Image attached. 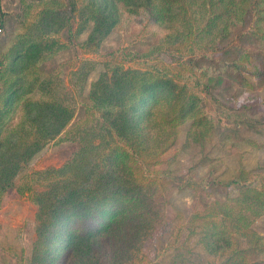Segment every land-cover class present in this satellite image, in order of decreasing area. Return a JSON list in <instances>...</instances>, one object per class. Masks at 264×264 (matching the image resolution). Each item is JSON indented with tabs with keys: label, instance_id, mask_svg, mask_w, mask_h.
Instances as JSON below:
<instances>
[{
	"label": "rangeland",
	"instance_id": "1",
	"mask_svg": "<svg viewBox=\"0 0 264 264\" xmlns=\"http://www.w3.org/2000/svg\"><path fill=\"white\" fill-rule=\"evenodd\" d=\"M211 1V18L186 0L155 19L147 7L163 0H0V264H233L242 247L243 264H264V208L247 233L203 235L219 221L206 205L237 193L236 172L264 176V55L236 52L264 49V19L243 34L252 15L231 0L230 21L228 0ZM196 53L236 65L193 70L183 61ZM193 90L203 107L181 114ZM117 145L130 178L110 157ZM137 183L152 196L151 227L116 244L79 229L67 242L87 200Z\"/></svg>",
	"mask_w": 264,
	"mask_h": 264
},
{
	"label": "trees",
	"instance_id": "2",
	"mask_svg": "<svg viewBox=\"0 0 264 264\" xmlns=\"http://www.w3.org/2000/svg\"><path fill=\"white\" fill-rule=\"evenodd\" d=\"M235 1L238 3L239 7L243 9V14L246 13L252 15V20L250 21L251 28L249 29V32L251 33H249L248 31L240 32H242L243 34L255 35L254 28L257 29L259 27V22L264 19V15L262 13L264 11V5H262V2H264V0ZM163 2V5L167 6L168 8L167 10L164 9L163 5L155 9L158 4H154L152 6L147 7L148 13L151 17L155 19H162L165 14H167V12H172L171 7L173 6V4L184 5L186 0H163ZM219 2L220 0H215L216 4H218ZM230 2L231 0H228L227 5H224V8H222L223 11L228 14L230 21H232L233 16L232 14H230V11L233 9V7ZM212 3L213 2L211 0H203V5L205 8H207V18L215 16V14L208 9ZM3 14L4 12L0 8V22L2 20ZM224 51H222V53ZM236 52L244 56H250L251 54H256L259 56L264 55V49L256 48L251 50L246 47L237 45ZM207 57L208 55H205L204 53H196L187 57L186 60L184 59L183 63H185L187 67L197 71H202L211 68V72L224 68L228 69V67L232 69L234 67L233 65H236L229 64L227 67V63L219 59H212L207 63L205 59ZM130 58L133 57H129V59ZM203 62L205 64H203ZM255 73L260 74L261 76H263L264 74V72L262 73L259 70ZM237 74L240 78L242 77L239 71ZM190 79L192 81V84L197 87V89L203 88L207 90L208 84L206 82L199 81L198 79H194L193 77H190ZM216 79L219 80V77H217ZM154 94L155 93H152L146 96V100L143 104L144 108L147 110L149 115H151L154 110H156L158 106L157 103H159L158 101L160 100V97H156V95ZM200 103L201 95H198L193 90L192 95L187 98L184 104L182 103L180 105L179 111L181 109V114H183V112L186 111L189 112L192 110H197L198 108L200 109V107H203V104ZM181 114L177 113L170 117L165 116L163 117V122H174L176 118ZM203 114L206 113L204 112ZM197 117H199V115L196 116V119H200ZM129 155L130 151H128V149L118 145L112 149L110 155L115 164H118L120 166L117 167V169L124 172L128 178H130V175H132V173L135 174L132 168L130 167V163L128 162ZM141 174V176L145 177L151 176L149 170L143 171ZM247 176V171L240 169L238 172L235 173L234 177L230 179L237 184V193L228 197L225 200H215L212 201V203L206 205V209L213 210H208L209 214L218 216L219 221H217V223H210V225L205 230H203L204 236L206 235V233H209L211 234V236L220 237V235L222 236L224 234L225 227L227 226L231 227V229H233V232L237 234L248 232V214L251 213L254 215L259 212V210L264 208V176L253 175V177H257L255 179L256 181H253V179H249V177ZM189 184H191L190 179L187 180L184 184H181L179 187ZM142 187L145 186L141 185L140 183L131 186H126L123 188L116 187L114 189H109L107 191L100 192L97 195L91 197L85 202V214H82L79 218V224L81 225L78 226L77 224H75L73 227H71V232H69V234H72L73 232L74 234L71 239L70 237L67 239V242H69L70 240H72L73 237H75L74 235L79 229L85 235L91 236V234H96L101 236L102 238H108L109 243L116 244L117 240L119 241V243L123 242V239H121V237L126 232L137 233L139 231H142L144 228L148 229L149 227H151L152 222H154L155 220V218H152V215L154 214L153 210L151 209L152 196H148L147 198L142 192ZM72 213L74 212H66L67 215ZM203 216V213L194 212L191 215V219L193 221L195 220V218ZM219 222L224 223V225H221L220 231L217 230V227L219 228L220 225ZM193 226L196 227L197 225L193 224ZM249 233H252L254 235L253 231H250ZM251 240L254 243L251 248L259 246L260 250H263L262 245H257V240L259 241V239H257L256 236H254V238ZM205 244L208 246H212L213 240H208ZM104 249L105 247L103 246V248L100 249V252H103ZM249 249V247H242L240 249L232 248V251L230 250V253H235L237 259L233 262V264H243V258H241L237 253L246 252V250ZM231 257L232 255H230L228 258ZM111 262L113 263V261ZM92 264H110V262H107L105 260L99 261L96 257Z\"/></svg>",
	"mask_w": 264,
	"mask_h": 264
}]
</instances>
